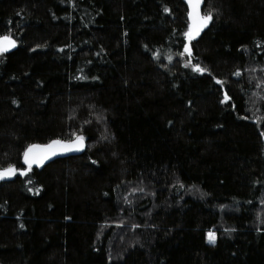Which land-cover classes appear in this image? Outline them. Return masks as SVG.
Wrapping results in <instances>:
<instances>
[{"label":"trees","instance_id":"1","mask_svg":"<svg viewBox=\"0 0 264 264\" xmlns=\"http://www.w3.org/2000/svg\"><path fill=\"white\" fill-rule=\"evenodd\" d=\"M188 11L0 0L17 41L0 53V169H17L0 264H264V0H203L192 40ZM74 133L81 154L21 173L28 145Z\"/></svg>","mask_w":264,"mask_h":264},{"label":"snow or ice","instance_id":"2","mask_svg":"<svg viewBox=\"0 0 264 264\" xmlns=\"http://www.w3.org/2000/svg\"><path fill=\"white\" fill-rule=\"evenodd\" d=\"M190 11H188V17L191 23L188 26V31L185 33V36L192 40L194 36L199 35L201 30L209 24L213 19V12L207 11L206 14H201V5L203 0H187ZM166 11L168 9H165ZM16 39L11 34L0 35V53L7 52L9 49L16 46ZM185 52L191 53V49L185 45ZM184 55V53H180ZM197 71L203 72V69L199 64L194 66ZM239 75V73H237ZM227 96V94H225ZM75 139L64 141L60 139H55L50 141L48 144H30L25 149L23 153L24 163L28 165V169H20L22 174H26L28 170L32 168L34 164H43L45 160L49 158L50 155H55L57 151L67 152L70 150H80L84 147L85 136L81 134L74 133ZM17 169L15 165H9L5 169H0V179H3L5 176L15 175ZM23 227V225H21ZM209 242L215 243V233H208Z\"/></svg>","mask_w":264,"mask_h":264},{"label":"water","instance_id":"3","mask_svg":"<svg viewBox=\"0 0 264 264\" xmlns=\"http://www.w3.org/2000/svg\"><path fill=\"white\" fill-rule=\"evenodd\" d=\"M185 2H186V4H187V6H188V9H189V11H190V8H189V5H188V3H187V0H185ZM189 21H190V19H189ZM190 23H191V21H190ZM204 29V28H203ZM202 29V30H203ZM201 30V31H202ZM201 33V32H200ZM199 33V34H200ZM198 36V35H197ZM197 36H194L193 38H196ZM192 38V39H193ZM12 49V48H11ZM10 50V49H9ZM72 140H74V139H72ZM64 141H68V140H64ZM46 144H48V143H46ZM40 145H45V144H40ZM84 148H85V142H84V147L82 148V149H80V150H70V151H67V152H60V151H57V153L55 154V155H50L49 156V158L47 159V160H45L44 161V163L43 164H45V163H47V162H49V161H51V160H53V159H55V158H60V157H67V156H71V155H78V154H81L83 151H84ZM23 162H24V157H23ZM43 164H34L33 166H41V165H43ZM27 165V164H26Z\"/></svg>","mask_w":264,"mask_h":264}]
</instances>
